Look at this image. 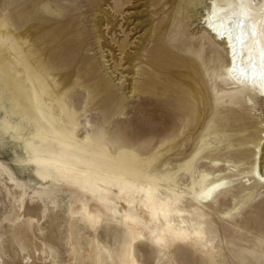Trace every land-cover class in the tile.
I'll return each mask as SVG.
<instances>
[{
    "label": "rangeland",
    "instance_id": "rangeland-1",
    "mask_svg": "<svg viewBox=\"0 0 264 264\" xmlns=\"http://www.w3.org/2000/svg\"><path fill=\"white\" fill-rule=\"evenodd\" d=\"M18 1L0 0V27L15 37L28 36L24 53L52 95L78 111V119L86 118L91 139L126 164L156 176L176 170L181 153L194 147L189 132L194 107H207L205 127L237 134L244 124L252 136L259 135L263 100L229 88L222 45L214 47L193 28L190 15L173 21L183 0H32L10 15ZM60 19L68 24L63 33L57 30ZM162 33L163 44L158 42ZM8 104L0 81V171L16 191L10 198L3 188L10 204L6 209L0 200L2 264H130V255L138 264H179L165 253L167 245L155 241L160 224L134 238L116 203L109 214L87 217L93 198L58 176L55 166L43 168L32 153L35 145L24 140L33 128ZM10 122L17 126V137L11 136ZM49 149L54 156L48 158L62 165L70 161L61 157L58 145ZM242 175L235 181L238 190H225L208 204L188 203V209L197 207L203 215L191 212L184 222L173 218L177 229L200 228L202 244L213 248L212 264H264V187L249 185ZM180 177L183 189L189 181Z\"/></svg>",
    "mask_w": 264,
    "mask_h": 264
},
{
    "label": "bare ground",
    "instance_id": "bare-ground-1",
    "mask_svg": "<svg viewBox=\"0 0 264 264\" xmlns=\"http://www.w3.org/2000/svg\"><path fill=\"white\" fill-rule=\"evenodd\" d=\"M21 3L30 5L32 0L13 3L9 14L21 7ZM46 10L52 12L54 8L46 5ZM177 10L179 15L173 21L179 20L183 13L190 15L193 28L202 31L214 47L222 45L225 52L222 72L229 88L246 90L264 102V0H183L177 3ZM59 23L57 30L63 33L68 24L61 19ZM176 29L177 25L173 36ZM162 41L163 33L158 37V42L163 44ZM23 45H28L26 34L15 37L0 27V81L5 86L10 110L22 121H28L34 130L24 140L35 145L32 153L43 162V168L48 171L49 166H55L58 176L93 198L87 217L109 214L111 204L116 203L134 238L146 235L150 227L156 229L160 224L161 235L153 231L155 241L160 247L167 245L165 253L174 255L179 264H212L213 248L202 244L204 235L200 228L177 229L173 218L184 222L183 217L191 212L203 215L197 207L193 211L188 209V203L208 204L225 190H238L235 181L242 174L249 185L264 187V119L259 121L258 136H252L244 124L239 126L237 134H228L224 129L219 132L213 125L205 127L207 107H194L196 118L189 131L195 138L192 151L181 153L176 170L151 175L143 168L126 164L119 155L113 156L91 139L87 119H78V111L70 110L63 98L52 95L42 73L25 55ZM248 101L251 103V97ZM54 105L58 106L57 110ZM8 124L12 127L11 136L17 137V126ZM54 144L61 149V157L69 156L66 165L48 158L54 156L49 149ZM74 160L78 163H73ZM180 175L189 181L183 189ZM3 177L0 171L1 207L6 209L10 204L4 200L3 188L10 198L16 191ZM114 186L118 187V193L113 191ZM185 200L187 205L183 204ZM130 264H138L132 255Z\"/></svg>",
    "mask_w": 264,
    "mask_h": 264
}]
</instances>
